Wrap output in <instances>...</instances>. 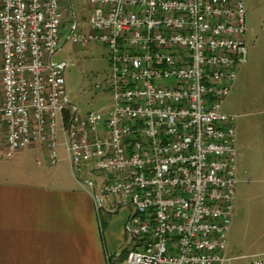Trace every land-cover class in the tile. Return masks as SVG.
Segmentation results:
<instances>
[{
    "label": "built area",
    "instance_id": "built-area-1",
    "mask_svg": "<svg viewBox=\"0 0 264 264\" xmlns=\"http://www.w3.org/2000/svg\"><path fill=\"white\" fill-rule=\"evenodd\" d=\"M82 1L84 30L71 0H0V157L38 145L54 165L60 136L74 175H103L80 183L96 211L106 195L131 209L127 247L108 262L235 263L224 256L235 116L222 104L246 62L243 0ZM68 11L64 42L107 49L110 71L95 85L110 96L106 112L79 113L67 64L52 60ZM241 264H264V254Z\"/></svg>",
    "mask_w": 264,
    "mask_h": 264
},
{
    "label": "crops",
    "instance_id": "crops-1",
    "mask_svg": "<svg viewBox=\"0 0 264 264\" xmlns=\"http://www.w3.org/2000/svg\"><path fill=\"white\" fill-rule=\"evenodd\" d=\"M243 3L246 62L236 69L226 98L251 94L256 84L264 89V0H243ZM260 94L255 99L259 101L256 106H262L264 112V96ZM234 104L237 106L239 102ZM65 161L71 176L63 178L59 165L52 169L44 164L49 158L42 146L28 147L9 159L0 157V264L122 262L121 257L112 263L108 260L127 247L123 227L131 209L117 197L114 202L109 201L110 213L122 216L108 218L106 223L101 221L100 227L92 192L76 190L78 184L85 188L81 181L73 179L66 153ZM89 171L87 168L82 173ZM92 182L98 185L97 181ZM106 198L103 196L101 209Z\"/></svg>",
    "mask_w": 264,
    "mask_h": 264
},
{
    "label": "rangeland",
    "instance_id": "rangeland-1",
    "mask_svg": "<svg viewBox=\"0 0 264 264\" xmlns=\"http://www.w3.org/2000/svg\"><path fill=\"white\" fill-rule=\"evenodd\" d=\"M70 4L76 15L78 30L86 29L90 5L82 0H71ZM64 5L69 8V2H65ZM61 18L67 23L61 33L63 37L61 49L52 56V60L67 64L64 71L67 99L72 106L78 108L79 113L106 112L111 107L110 96L104 91L95 89V85L104 82L109 74L107 49L99 43L73 44L71 41L64 42L69 24L74 21V16L68 11L63 12ZM258 93L264 96V89L259 88V85L256 84L251 94H240L237 99L236 96L234 98L231 95V97L225 98L222 104V111L225 114L235 116L236 184L230 226L226 238L227 247L224 252L225 257L237 259L233 264L245 263L264 254V112H262V106H256L259 103V101H255ZM236 101L239 102L237 106L234 104ZM260 101L262 102L261 98ZM61 141V137L58 136L57 165L52 166L49 162H44V164L46 163L47 167L52 169L59 165V175L64 178L65 175L69 176L70 174L71 176V170L65 161V152ZM85 176H87L86 179L97 181V184H101L100 182L103 180L100 179L103 178V175L94 172L79 173L74 175L73 179L76 182H83ZM75 187L76 190L87 192L79 184L78 187L76 185ZM97 193L100 194L98 188ZM105 197L107 198L104 199V208L99 210L100 227L101 221L106 223L108 218L122 216V213L118 215L110 213L108 202H114L118 197L112 195Z\"/></svg>",
    "mask_w": 264,
    "mask_h": 264
}]
</instances>
